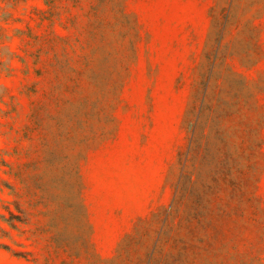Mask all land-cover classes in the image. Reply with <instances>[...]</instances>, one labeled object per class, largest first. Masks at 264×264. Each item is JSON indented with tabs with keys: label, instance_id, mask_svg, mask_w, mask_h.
<instances>
[{
	"label": "rangeland",
	"instance_id": "obj_1",
	"mask_svg": "<svg viewBox=\"0 0 264 264\" xmlns=\"http://www.w3.org/2000/svg\"><path fill=\"white\" fill-rule=\"evenodd\" d=\"M0 264H264V0H0Z\"/></svg>",
	"mask_w": 264,
	"mask_h": 264
}]
</instances>
